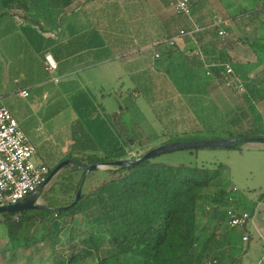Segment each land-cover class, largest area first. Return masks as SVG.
<instances>
[{"label": "rangeland", "instance_id": "374dc122", "mask_svg": "<svg viewBox=\"0 0 264 264\" xmlns=\"http://www.w3.org/2000/svg\"><path fill=\"white\" fill-rule=\"evenodd\" d=\"M205 1L201 8L206 12H212L209 7H219V3L216 1ZM219 1L231 9L234 16L240 14L241 5L244 12L256 5L257 7L264 5V0ZM155 2L161 3V1H151L152 26H165V20H170L169 29L171 30L173 27L175 29V25L179 22L169 10L170 8L160 17L157 14L156 4H153ZM119 3L122 5L126 2ZM85 4L87 5L81 0H75L68 10L77 6H85ZM104 10L106 11L105 8ZM129 19L130 17L125 13L113 17L115 22L120 21V25L125 27L129 24ZM7 20L5 19L0 24V101L10 96V101L18 109L19 113L16 118L20 127L36 148L37 154L33 158L34 163L46 164L51 171L64 160L71 159L88 165L86 167L94 165L96 157H99L93 151L100 144L98 125L101 121V108L98 105L99 100H96V93L90 89L87 90V88L82 89L80 82L70 83L68 86L67 81L47 71L46 49L57 41L56 29L49 31L38 26L37 28L18 27L13 23H7ZM107 20L112 19L109 17ZM126 35L121 31L122 39H126ZM235 38H238L239 41L241 37ZM167 44H159L158 52L154 48L151 49L150 59L153 72H157L154 70L156 65L167 59L166 49H163L165 46L167 47ZM160 53L163 56L162 59L155 60L157 54L161 56ZM231 65L235 69V65L233 63ZM21 71L29 73L27 78H34L35 81L40 82L37 89L44 87L46 90L50 89L51 93L45 99H34L33 92L36 90L32 91V87H28L27 79L22 76ZM151 74L153 79L147 82L150 87L149 91L140 89L143 87L138 84V76L135 77V81H132V78L127 79L126 76L121 80V84L125 83L127 87H134L137 96H130L128 99L129 95L125 91L123 96L117 97L120 106L115 110L117 113L115 116L119 118L121 128L118 129L120 139L119 144L115 146V161L133 162L135 161L133 159L137 157L135 155L139 153L176 143H170V141H174L177 136L191 138L193 134H198L201 135L199 138H202L199 140H211V137L225 140L233 138L230 136L236 134L244 135V138H251L262 136L264 133V66L262 71L257 73L256 85H252L248 79L245 82L246 93L235 96L239 104L247 108L243 111L246 112V115L241 116L233 113L229 116L224 115V108L216 104L202 85L193 86L192 81H181L182 85L183 83L190 84V89H183L180 96L177 97L174 93L163 89V85L166 83L165 76L158 77V74ZM171 74L168 78L175 80L174 73L171 72ZM199 82L202 84L200 80ZM255 87H258L256 93L251 94L252 88ZM23 89L29 94L27 98L19 95ZM129 101L130 103L135 101L134 109L127 108ZM5 104L3 105L6 106ZM123 123L125 124L124 128L122 127ZM136 134L142 138H149V145L144 149L138 144L131 145L130 139L135 138ZM152 161L173 166L206 165L215 167L220 164L227 166L231 173V188L236 187L241 193L248 196V212L250 214L253 211V206L257 204L252 222H250L253 234L250 242V258L246 260L245 264H257L260 259V264H264V145L243 144L239 149H183L162 154ZM115 168L117 167H104V171L91 172L89 177L87 176L84 189L87 190L105 180L107 178L106 170ZM72 170L77 171L74 167L63 168L62 172L60 171L40 191L38 198L40 205L54 209V207H62L63 204H66L62 192L66 189L65 182L67 181L62 182V179L69 177L70 173H74ZM79 174H82V171H79ZM3 215L0 214V264H55L57 261L65 259L69 255L65 249L68 246L71 226L75 227L76 235L79 234V228L83 232H92L101 236L105 234L102 226L94 223L93 220L80 217L73 225L66 224L59 233V239L55 241H45L25 250H13L8 238L7 225L1 223ZM205 221L206 219L202 218L200 220L201 224H204ZM254 221L255 224H253ZM214 226L217 227V222L214 223ZM223 227H228V225L225 223ZM222 229L219 231L221 232ZM81 238L80 236L78 240ZM3 239L6 241L3 242ZM84 264L97 263L94 259H89Z\"/></svg>", "mask_w": 264, "mask_h": 264}, {"label": "trees", "instance_id": "16d2710c", "mask_svg": "<svg viewBox=\"0 0 264 264\" xmlns=\"http://www.w3.org/2000/svg\"><path fill=\"white\" fill-rule=\"evenodd\" d=\"M74 1L0 0V22L8 15H17L43 30H55ZM258 7L234 16L236 24L240 27L246 23L262 25ZM243 70L242 66H235L237 74L246 82L247 72ZM199 137L198 134L191 138L177 136L170 143L202 139ZM230 137L244 138V135ZM259 137H264V133ZM145 138L136 134L130 144L144 149L150 141ZM216 139L211 137V140ZM241 146L243 143H236L229 148ZM146 152L135 155L133 160ZM115 154L96 157L94 163L116 162ZM71 160L80 167L88 166ZM74 169L78 173L72 170L74 173L62 179V182L67 181L62 192L66 204L62 207L3 215L1 222L7 225L13 250L55 241L66 224L71 226L78 218L85 217L102 226L105 234L96 235L79 228L76 235L75 227L71 226L65 249L69 255L55 264H84L89 259L97 264H245L250 258L252 223L242 229L223 227L230 210L248 211V196L239 190L233 191L227 166H173L150 160L106 170L107 178L87 190L84 189L86 172ZM83 181L81 197L76 201ZM256 206H253L251 219ZM201 218L206 219L204 224Z\"/></svg>", "mask_w": 264, "mask_h": 264}, {"label": "crops", "instance_id": "0c3cea01", "mask_svg": "<svg viewBox=\"0 0 264 264\" xmlns=\"http://www.w3.org/2000/svg\"><path fill=\"white\" fill-rule=\"evenodd\" d=\"M151 1L92 0L85 6L74 7L63 17L62 24L56 29L57 41H53L54 43L46 49V55H51L58 64L57 70L53 72L48 70V66L46 67L50 74L61 77L68 82V86L70 83L80 82L82 86L80 83L79 86L82 89H90L98 97L96 100H99L98 105L101 108V121L98 125L100 144L93 152L99 157L111 155L115 151L116 144H119L118 129L121 128V124L119 118L115 116L117 114L115 110L120 106L117 97L123 96L125 91L129 95L128 99L130 96H137L134 87H127L125 83L121 84L123 77L126 76L127 79L132 78V81H135V77L138 76V84L143 87L140 89L147 91L150 89L147 82L153 79L151 73L158 74V77L165 76L166 83L163 89H167L177 97L183 89H190V84L182 85L181 81H192L193 86L202 85L209 92L216 104L224 108V115L229 116L233 113L241 116L246 115L243 111L247 108L239 104L234 92L217 82L219 76L217 70H213V75H207V69L198 52H202L207 60L242 66L243 71L247 72V78L254 86L258 78L257 73L262 71L264 66V5L258 7L260 8L259 20H263L262 25L248 26L246 23L240 27L233 18L232 10L219 0H211L219 3L217 8L209 7L212 12H206L201 8L205 0H190L192 17L188 19L177 14L165 0H159L160 4L153 3L157 6L158 16L161 17L170 8L169 10L178 19L176 28L173 27L170 30L168 26L170 20H165V26H152ZM119 2L126 3L120 5ZM239 10L240 15L244 13L242 5ZM124 13L130 17L127 27L121 26L120 21L113 20L114 16ZM109 17L112 20H107ZM5 19H8L7 23H13L14 26L37 28L30 21L17 15H8L2 21ZM195 27L204 28V31L195 40L178 39L174 47L167 44V47L163 48L166 49L167 59L156 65L154 70L158 73L153 72L151 49L154 48L158 52V45L167 43L165 40L168 38L176 37L179 30H191ZM222 30L226 32L225 36L219 35ZM121 31L127 34L126 39L121 38ZM237 36L241 37L239 41L235 38ZM162 57L161 54V57L155 60H161ZM171 72L174 73L175 80L168 78L172 75ZM21 74L26 77L28 87H32V91L36 90L33 92L34 99H45L51 93L50 89L46 90L44 87L37 89L40 82L35 81L34 78H27L29 76L27 71H21ZM257 88H252L251 94H255ZM23 91L26 90L23 89ZM10 99L11 97L8 96L1 103H6L5 105L16 118L19 111ZM134 102L129 101L127 108L134 109ZM124 125L123 123V128ZM100 170L104 171V168ZM248 256H250L249 252Z\"/></svg>", "mask_w": 264, "mask_h": 264}, {"label": "built area", "instance_id": "2783aa9c", "mask_svg": "<svg viewBox=\"0 0 264 264\" xmlns=\"http://www.w3.org/2000/svg\"><path fill=\"white\" fill-rule=\"evenodd\" d=\"M88 3L91 0H81ZM170 8L183 18L192 17L190 0H165ZM227 24V23H225ZM204 28L195 27L191 30L181 29L176 37L165 41L170 47L176 46L178 39L190 38L195 40ZM220 36H225L224 30ZM207 69V75H213V70L218 71L217 82L224 88L237 95H243L247 91L245 81L236 73L228 62L207 60L202 52H198ZM157 58L161 56L156 55ZM45 60L48 70H57L58 64L51 55H46ZM58 81V80H56ZM20 96L27 98V91H22ZM37 154L36 148L31 144L28 136L21 129L18 120L12 112L0 101V207L15 205L23 202L32 195H37L47 184L50 176V168L46 164H36L33 158ZM233 191L237 192L236 187ZM252 222L251 214L230 210L227 214L226 224L232 229H242ZM247 238H244L246 241Z\"/></svg>", "mask_w": 264, "mask_h": 264}, {"label": "water", "instance_id": "95a60500", "mask_svg": "<svg viewBox=\"0 0 264 264\" xmlns=\"http://www.w3.org/2000/svg\"><path fill=\"white\" fill-rule=\"evenodd\" d=\"M236 143H243V144H261L264 145V137H251V138H230L225 140H198L194 142H176L173 144L165 145L153 149L146 154H144L141 158L135 160L134 162L120 160L113 163H97L89 167H80L76 164L74 160H64L60 163L50 174L47 184L65 167H77L82 171L86 172L85 178L94 171H98L104 167H129L133 164H138L146 161H150L159 157L162 154L170 153L174 151H179L183 149H206V148H229L230 146ZM46 184V185H47ZM84 181L81 184L76 201H78L81 197L82 190H83ZM48 207L42 206L38 203L37 195H32L28 197L23 202H20L15 205L10 206H3L0 207V214H7V213H22L25 211H32V210H42L47 209Z\"/></svg>", "mask_w": 264, "mask_h": 264}]
</instances>
